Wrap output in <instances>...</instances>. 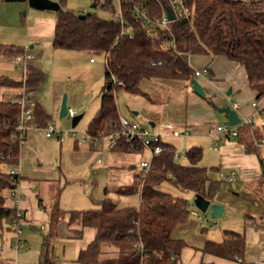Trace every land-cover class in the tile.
Here are the masks:
<instances>
[{
  "label": "trees",
  "instance_id": "obj_1",
  "mask_svg": "<svg viewBox=\"0 0 264 264\" xmlns=\"http://www.w3.org/2000/svg\"><path fill=\"white\" fill-rule=\"evenodd\" d=\"M247 1L186 0L188 17L171 23L173 49L167 46L166 30L157 29L156 36H150L143 21L132 13L133 5L143 4L151 18H159L168 11L169 0L123 2V20L116 18L118 0H93L96 9L110 18L94 12H87L85 18H80L82 14L67 10L63 0L59 1L62 10L57 13L53 47L105 55L101 107L88 128L89 138H107L119 130L118 91L142 94V83L152 79L183 81L191 88L195 70L189 63L190 56L223 57L243 67L256 91V102L264 99V0L251 4ZM126 27L132 28V36L122 35ZM0 49L10 58L25 54V50L17 46L4 45ZM207 72L212 77L211 71ZM113 76L122 86L113 82ZM43 81V72L29 64L21 80L0 78V96L3 97L0 99V239L5 233V223L12 221L17 214L16 208L7 205L5 192H13L22 181L19 174H11L20 159V147L12 146V136L16 134L21 107L10 99L24 97ZM50 121L51 117L43 107L34 104V119L29 125L46 129ZM260 128L256 125L239 126L236 139L246 153H261L257 144L261 137ZM262 129L264 131V126ZM162 146L163 152L153 158L149 172L140 177L138 185L122 193H140L137 209L123 208L106 199L99 210L70 212L68 228L75 236L80 237L85 228L96 230L93 241L80 252L78 264H181L187 243L175 239L173 234L179 226L190 221L193 206L190 201L167 193L161 187L169 183L182 191L192 192L194 197L200 195L214 202L222 180L215 181L211 177L218 170L201 166L200 149L187 151V162L182 164L177 160L174 145L162 143ZM110 150L113 153H130L123 141L110 143ZM135 153L145 152L141 148ZM261 164L264 165L263 158ZM262 186L264 188V173ZM60 213V210L50 213L52 232L44 241L38 264H55L50 238L60 222ZM227 236L222 243L207 242L204 252L227 260L243 257L246 250L243 235L228 232Z\"/></svg>",
  "mask_w": 264,
  "mask_h": 264
},
{
  "label": "crops",
  "instance_id": "obj_2",
  "mask_svg": "<svg viewBox=\"0 0 264 264\" xmlns=\"http://www.w3.org/2000/svg\"><path fill=\"white\" fill-rule=\"evenodd\" d=\"M87 1L79 0L78 3H75L76 5H72V0H63L65 8L75 13L76 10L81 9L84 12L87 11ZM57 17L56 12L36 10L30 8L27 3L5 2L0 4V47L9 45L22 48L25 50V54L32 57L27 64L40 71L44 70V67L43 69L40 67L42 61L45 60L44 57L52 55L55 58L57 53L74 57L72 53H83L56 50L53 47ZM13 59L14 57H6L0 49V62L15 64ZM193 59L199 62V67H204V70L212 73L213 78L208 74L207 78L198 79L205 92V97L197 96L183 81L148 80L141 85L142 94L147 99L144 113L149 118L152 128L157 130V134H161L162 143L171 144L169 143L171 138L175 137L172 134L173 131L184 132L188 130L191 135L183 138L191 139L196 144L193 148L201 150V166L218 170L211 174L212 179L221 181V172L229 174L234 171L237 173V180L233 185L222 181L221 190L214 202H211V204H216L224 209L220 218V227L214 224V228L210 229L208 218L205 217L206 214L193 207V210L201 215L204 221L199 222L192 216L187 224L179 226L174 231L173 237L175 239L187 243V247L182 253L181 264H264V188L262 186L263 165L261 164V158L264 159V148L259 147L261 149L259 155L248 154L237 139H225L222 134L216 131L218 125L227 122V115L219 113V109L230 107L234 110V103L239 105L236 111L242 124L246 119H253L255 125L259 127L260 116L256 115L255 108L252 106L256 102V91L251 87L244 68L236 63L223 57L212 59L204 56H190L189 63L191 66H193L191 64ZM17 67L22 69L21 66ZM45 75L40 87H44L48 79V76ZM40 87L28 91L26 96L31 100L30 93L35 92L32 102L41 105L51 119L53 115L56 116V111L61 110L63 95L66 97L65 94H67L68 100L73 103V106H79L82 101L81 98L88 96L85 87L81 91L78 86L72 83L56 82L55 79L52 81V86L44 93H41ZM224 102H229L230 105H224ZM257 103L260 108L264 107V99ZM119 114L120 117L128 119L122 116L120 111ZM218 114L225 115L223 121L219 122ZM133 116L137 117L139 113H133ZM83 117L82 115L81 120ZM43 132H46L45 129L30 126L24 133L25 139L20 147V159L17 167L22 178L18 186L22 199L19 201L17 209L23 211L25 225L22 227L23 233L21 235L23 248L16 252L10 241V248L16 254L26 249L25 239H23L25 226L49 221V213L54 209H48L45 204L43 192H45L44 190L48 191V187L47 184L42 185V183L57 180L58 177L61 178L62 169L60 166L65 155H70L76 162L84 164L87 153L90 155L89 157L96 153L94 142L90 147L83 145L90 140L88 137L82 140L78 134L73 136L68 132V139V137L65 138V133L60 131L56 134L57 142H51L54 136L48 138ZM260 133L261 136H264L262 127ZM175 138H182V136ZM177 155L181 158L182 153L177 151ZM89 160L88 158L87 163ZM95 163L90 165L93 172ZM56 164H59L58 174L55 171ZM83 182L87 187L93 188L90 182ZM126 190L128 189L120 188L118 193L122 194ZM6 199L7 205L15 208L13 200L11 198ZM194 199L195 197L191 199V202ZM69 214L70 212L64 214L61 211V219L56 232L66 228L68 238L84 241L86 245H89L96 236V230L85 228L80 237L75 236L68 228ZM6 225L8 226V234L12 233L13 235L12 222L8 221ZM220 228H223L220 234L214 233L217 230L221 231ZM211 231L212 233H210ZM228 232L238 233L245 238L246 250L243 257L237 256L233 260H227L204 252L207 242L222 243L228 237ZM1 262L2 264H10L3 260Z\"/></svg>",
  "mask_w": 264,
  "mask_h": 264
},
{
  "label": "rangeland",
  "instance_id": "obj_3",
  "mask_svg": "<svg viewBox=\"0 0 264 264\" xmlns=\"http://www.w3.org/2000/svg\"><path fill=\"white\" fill-rule=\"evenodd\" d=\"M78 2L79 0H72L71 4L76 5L75 3ZM4 3V0H0V4ZM93 4V0L87 1L88 6L86 9L88 13L94 12L101 17L110 18L109 15L102 12L100 9H91ZM83 12V9L76 10V13L79 15ZM72 54H74V57H70V55L66 56L63 53H57L55 58H53L52 55L44 57L45 60L42 61L43 66L41 63L40 67L42 69L44 67L45 71H43L45 72L44 74L48 76V79L44 87H40L42 83L38 87H40L39 90L41 93H44L52 86V81L54 79L56 82H63L66 84L72 83L78 86L81 91H83L85 87L88 96H83L81 98L82 101L79 106H73V103L68 100L67 94H65L67 97L68 109H73L76 112V116H84L75 128V131L78 132V136L82 137L83 134L88 131L92 119L101 107L102 91L105 84V55L87 53ZM191 61V64H193L192 67H195L193 68L194 70H204V67H199V62L196 61V59ZM1 77L11 79L23 78V71L15 64L0 62V78ZM34 93L35 92L30 93L32 101H34ZM116 97L119 111L122 116L138 124L149 126L152 132L157 133V130L152 128L149 118H147V115L144 113V106L147 105L146 97L142 94H132L124 91H118ZM0 99H3V97L0 96ZM224 105H230V103L224 102ZM136 112L139 113V116L134 117L133 113ZM224 116V114H218L217 118L219 122L223 121ZM262 122H264V115H261L259 119V124H262ZM50 123L55 126L58 132L63 131L65 133V138L68 137L69 139L68 132L73 130L72 119L70 117L66 116L61 118L60 111H56V116H52ZM43 133L45 135L46 132ZM56 139L57 136L55 134L51 142H57ZM45 140L48 141L47 139ZM188 140L189 139H184L182 136V138L173 137L169 142L175 145L179 153H182L181 158L177 157L179 163L182 164L187 162L185 156L186 152L192 149L193 146H196L191 139ZM93 142L96 144V153L89 157L90 155L86 152L87 155L85 156V162L83 161L84 164L76 162L70 155H65L63 157V163L60 166L62 169L61 178L59 179L58 177L57 180L42 183V185L47 184L48 187V191L44 190L45 192H43L44 201L48 209L54 208L55 210H61L64 214H68L72 211L99 210L101 208V203L106 199L111 200L113 203L123 208L137 209L139 207V192L134 194H121L118 193V190L120 188L132 189L134 186L138 185L140 177L143 176L140 162L149 161L151 158L149 153H113L110 150V142L106 138L97 141L90 138V140L83 143V145L90 147ZM88 158L90 160L87 163ZM99 161H101V163H98ZM93 162H96L94 172L90 169V165H92ZM55 167V171L58 174L59 164H56ZM83 181L90 182L93 188L87 187ZM161 188L167 193L184 198L190 202L194 197L192 192L182 191L169 183L163 184ZM5 196L6 198H11V192L6 191ZM216 207V204H211V209ZM205 217L208 218V221L212 219L214 224L220 227V219L213 218L210 213H207ZM41 226L44 227L43 231L40 230ZM7 228L8 226L5 223V233L3 238L0 239V259L10 264H38L39 260L42 258L44 241L49 238L52 232L50 221H45L41 224L38 223L33 226L28 224L25 226L23 239H25L26 249L19 254H16L10 248V241L13 235L12 233L8 234ZM220 229L221 231L217 230L214 233L220 234L223 228ZM54 233V236L50 238L54 263L77 264L80 252L86 249L88 244L86 245L84 241L71 240L68 238L66 228H62L58 233L56 231ZM210 233H212V231Z\"/></svg>",
  "mask_w": 264,
  "mask_h": 264
},
{
  "label": "built area",
  "instance_id": "obj_4",
  "mask_svg": "<svg viewBox=\"0 0 264 264\" xmlns=\"http://www.w3.org/2000/svg\"><path fill=\"white\" fill-rule=\"evenodd\" d=\"M130 0H118V7H119V13L116 18L119 20H123V12H122V3L127 2ZM256 0H248V4H251L255 2ZM168 9H171L172 14L174 16V19L171 21L168 17V11H166L163 16L159 18H151L148 15V9L143 4H136L133 5L132 13L137 16L138 19L143 21L145 26L147 27V33L150 36H156L155 31L157 29L166 30L168 34V48L173 49L175 47L174 45V39L171 32V23L175 20H182L186 19L189 14V10L186 6V0H169V7ZM87 11L83 12L82 14H86ZM130 35L132 36L133 30L131 27H126L122 31V35ZM132 38V37H131ZM32 59L30 55L23 54V55H17L14 57L13 62L17 66L22 67L23 73H25L26 66L28 65L27 62ZM208 72L207 70H195V79H201V78H207ZM113 82L117 85L122 86V83H119L118 78L116 76H113ZM11 102L17 103L21 107V115L20 119L18 121V124L16 126L15 135L12 136V139L14 140L12 146H19L21 147L25 137L24 133L27 129L30 128V122L34 119V103L32 100L28 99L26 94L24 97L20 99H10ZM252 106L255 108L256 115H264V107H259L257 102H254ZM234 110H237L239 108V105L237 103L233 104ZM67 116L71 119L76 116V112L73 109H68ZM241 125H255L253 119H246L243 124L240 122L236 126H228L226 124H220L217 126L216 131L219 134H222L225 139H236L238 136V128ZM259 126L263 127L264 122L260 124ZM171 128V126H168ZM46 136L52 137L55 134L59 133L55 126L48 124L47 128L45 129ZM73 136H76L78 134L77 131H75V128L70 131ZM172 134L175 137H187L191 135V132L188 130H185L184 132L179 131H173ZM89 138V136L86 134H83L82 140H85L86 138ZM106 139L109 140L110 143L115 144L119 141H123L128 147L129 151L131 153L137 152L139 149L143 148L144 152H148L150 155L149 161H141L140 167L142 169L143 176H145L151 166V162L155 156H158L161 154L164 150V147L162 146V136L161 134H157L155 132H152L149 126L138 124L137 122H132L126 118L120 117V128L119 130L113 132L110 136H108ZM258 146L261 148H264V136H261L257 142ZM179 157V155H176ZM263 173H264V165H263ZM11 174L18 175V167H15L11 170ZM220 179L228 184L233 185L237 180V173L232 171L229 174L220 173ZM11 199L13 200V204L15 208L17 209V206L19 204V201L22 199V194L19 191L18 188H16L13 192H11ZM192 216L198 220L199 222H203L204 218L197 214L194 210L191 212ZM12 227H13V236L11 238V242L13 245V249L18 252L20 249L23 248L21 235L23 233L22 227L25 225L24 220V213L20 209H17L16 216L12 219ZM209 222V228H214V221L211 219ZM41 230H44V227H40ZM239 262H241L240 259H238Z\"/></svg>",
  "mask_w": 264,
  "mask_h": 264
},
{
  "label": "water",
  "instance_id": "obj_5",
  "mask_svg": "<svg viewBox=\"0 0 264 264\" xmlns=\"http://www.w3.org/2000/svg\"><path fill=\"white\" fill-rule=\"evenodd\" d=\"M4 1L6 3H22V4L27 3L30 8L40 10V11H52V12L58 13L62 10L60 2L53 1V0H4ZM96 8H97V5L94 3L91 6V9L95 10ZM168 17L171 21L174 19L171 9H168ZM80 18H85V15L82 14ZM191 85H192L191 90L197 96L201 98L205 97V92L203 90V87L197 79H193L191 81ZM230 93L231 92L229 91V94ZM67 112H68L67 100H66V97H64L62 104H61L60 117L61 118L66 117ZM219 113H224L227 115L226 125L228 126H236L241 122L237 111L232 110L230 107L219 109ZM81 118L82 116H75L74 118H72V128L73 129L77 127ZM192 206L196 207L199 211H201L204 214L210 213L211 216L215 219H220L224 211L223 207H220V206H217L216 208L211 209V202L204 199L200 195L195 196Z\"/></svg>",
  "mask_w": 264,
  "mask_h": 264
}]
</instances>
